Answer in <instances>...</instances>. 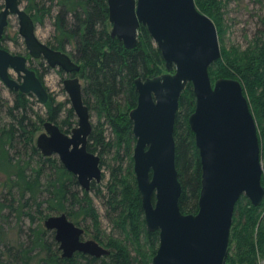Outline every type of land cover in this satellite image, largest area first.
Returning <instances> with one entry per match:
<instances>
[{
	"label": "water",
	"instance_id": "1",
	"mask_svg": "<svg viewBox=\"0 0 264 264\" xmlns=\"http://www.w3.org/2000/svg\"><path fill=\"white\" fill-rule=\"evenodd\" d=\"M111 35L133 50L141 26L147 28L161 52L167 73L136 80L138 104L130 112L136 145L134 173L142 197L146 227L159 232L153 264H227L235 210L242 197L255 207L264 203V163L259 130L239 80L220 78L210 68L222 57L219 32L196 0H108ZM11 16L19 20V34L33 60L71 76L64 80L78 127L65 134L52 122L36 146L44 157L57 155L79 185L90 192L101 183V158L88 150L93 132L91 111L84 102L82 67L66 52L52 49L36 34V23L20 0H4L0 12V80L10 91L32 94L46 106L49 92L26 56L2 47ZM15 72L20 81L16 80ZM192 84L195 110L189 124L195 134L202 168L199 211L180 208L183 186L177 167L175 124L183 92ZM45 227L55 232L62 257L82 253L95 258L110 250L94 240H83L85 230L66 214L48 217Z\"/></svg>",
	"mask_w": 264,
	"mask_h": 264
},
{
	"label": "trees",
	"instance_id": "2",
	"mask_svg": "<svg viewBox=\"0 0 264 264\" xmlns=\"http://www.w3.org/2000/svg\"><path fill=\"white\" fill-rule=\"evenodd\" d=\"M60 2L62 8L55 21L59 36L56 38V47L51 48L65 52L68 46H72V52L67 54L82 67L80 75L85 81L84 102L100 120L106 119L112 126L117 136L116 159L119 160L121 152L125 151L126 155L132 156L131 166L127 170H124L123 165L111 168L105 193L95 183L92 184L90 192L82 190L77 178L68 173L59 160L44 157L35 142L36 134L46 122L58 125L64 133L65 128H72L71 120L76 117L73 109H67L66 103L57 102L49 95V101L45 106L46 116L37 114L36 119L33 120L31 99L34 96L11 91L14 105L9 108V115L13 122L2 125L0 120V168L7 167L11 175L16 176V180L9 182V194L11 195L14 189H18L23 201L17 204L14 198L9 201L7 196L2 195L0 213L9 208L11 211L30 215L25 213L24 209L29 207L32 209V205H36L37 212L43 214L40 210L42 203L39 202V193L42 188L43 190L45 188L52 196V199L48 200L49 211H65L69 220L77 226H85L86 229L94 228V239L104 244L111 252L110 255L102 258L77 253L73 258L66 259L62 257L55 238H51L49 242L44 236L45 232L38 229L35 231V238L30 247L21 251L19 255L13 256L14 262L21 264H33L35 261L36 264H153V258L159 247V232H149L146 227L142 197L133 171L136 139L130 112L138 104L136 80L159 76L165 68L164 60L144 26H141L139 31L138 46L133 50L127 49L123 42L112 37L108 0H60ZM197 2L202 10L206 9L209 3L215 15L218 18L221 17L219 8H216L217 0H197ZM3 8L4 6H1L0 10ZM34 10H36L35 7L26 9L35 23H41L42 19L39 20L35 16ZM206 10L208 11V8ZM222 57L224 58L210 68V76L213 81L212 76L216 75L239 80L248 90L253 104L259 105L262 114L259 118L263 121L260 144L264 159V76H262L264 44L246 52H227ZM35 72L44 84V75L40 70L36 69ZM59 74L64 75V72L59 69ZM46 89L48 90L47 87ZM258 91H260L259 94ZM195 99L193 86L189 84L181 97L175 124L177 167L183 186L180 208L185 214H196L199 211L202 189L201 160L195 134L189 124V117L195 110ZM65 111L67 117L61 120L62 113ZM98 131L95 130L91 134L88 150L97 154L100 148L99 154L102 156L105 152L113 150L115 144L107 142L103 131ZM8 147L14 148L19 157L22 154L23 156L30 154L31 158H38L31 175H27L25 164L13 163L14 159L10 156ZM101 156V167H103L105 163ZM49 169L55 170L56 174L47 175ZM93 191L102 198L108 220L114 229L125 237L124 240L112 236L106 240L103 239L100 213L90 194ZM46 216L42 219H46ZM261 216H263L262 220H260ZM258 225V245H256L253 233ZM238 227H241V234L237 231ZM236 240L240 249L237 255H240V258L237 259L235 255L231 259L229 255L227 262L230 264H258L257 254L259 253L264 258V203L260 207H255L246 197L240 199L233 220L230 252ZM36 247H41L47 255L43 257L40 254H34L33 250ZM0 264H2L1 255Z\"/></svg>",
	"mask_w": 264,
	"mask_h": 264
},
{
	"label": "rangeland",
	"instance_id": "3",
	"mask_svg": "<svg viewBox=\"0 0 264 264\" xmlns=\"http://www.w3.org/2000/svg\"><path fill=\"white\" fill-rule=\"evenodd\" d=\"M196 4L198 9L208 15L214 23L216 24L219 32L220 46L222 50V56L227 53L235 52H246L252 49L255 46H261L264 44V0H217L216 8L218 7L221 17L216 16L215 12L210 8V4L208 3V11L206 9L200 8L196 0ZM4 6V0H0V7ZM21 7L23 9H27L28 7L36 8L33 11L35 16L42 19L41 23H36V34L37 37L45 44L50 47H56V38L59 36L58 31L55 27L56 16L60 12L62 5L60 0H22ZM3 10V9H2ZM0 10V12L2 11ZM217 17V18H216ZM219 28L221 30H219ZM19 20L17 16H11L9 20V25L5 30L4 39L2 41L3 47L8 50L13 55L26 56L29 59L28 65L32 70H40L44 75L43 82L45 86L49 90V95L54 97L57 102L66 103L67 109H72V104L64 87V80L69 77V75L65 74L60 75L59 69H52L47 67L48 64L45 60H33L29 51L26 47L24 39L19 34ZM73 50L72 46H68L66 48V53H71ZM234 56V54H233ZM224 58V57H221ZM44 64V66H41ZM168 71L166 67L163 69L162 73L159 75L166 74ZM264 76V70L262 73ZM11 75L19 80L18 75L11 71ZM81 78V75H79ZM214 81L215 79L223 78L221 75L212 76ZM81 82L83 87L85 86V81L81 78ZM244 87V86H243ZM244 93L249 100L250 107L252 113L257 122L259 136L262 134V123L263 122L259 117L262 115L259 109V105H254L252 102V97L250 96L248 90L244 88ZM260 91H258V94ZM32 108L34 113L31 112V118L33 120L36 119V115L40 114L41 116H46L47 110L44 105H42L39 100L34 96L32 99ZM14 97L11 91L4 85V83L0 80V120L2 125L6 123L13 122V119L9 115V108L14 104ZM67 112H63L61 116V120L66 119ZM93 132L95 130L103 131V136L105 137L107 142L114 143L115 148L111 151L105 152L102 156L100 153V148L98 149L97 155L103 158L105 165L102 167L103 179L101 183H97L99 188L105 193L106 185L110 179L111 168L123 165L124 170H127L131 166L132 156L126 155L125 151L121 152L120 159H116L117 155V136L106 119H99L98 116L91 111ZM73 126L72 128H65V134L71 135L73 129L78 127V118L75 117L71 120ZM44 127L36 134L35 142L38 136L43 133ZM98 131V132H99ZM92 132V133H93ZM10 151V156L14 159L13 163H20L21 165L27 167V175L32 174V168L36 167V162L38 158H31L30 154L23 156L16 155V150L14 148L8 147ZM262 150V147H261ZM52 158L60 161L57 155L52 156ZM264 163V159L262 158ZM61 162V161H60ZM1 169V168H0ZM134 171V167H133ZM56 174L55 170L51 171L50 169L47 171V175ZM136 177V176H135ZM10 180H16L15 175H11V171L4 167L0 171V200L2 195L7 196V200H12L13 198L19 204V201H23L21 195L19 194L18 189H14L12 194L10 195ZM43 183L45 181L43 180ZM8 185V187H7ZM81 188V187H80ZM82 189V188H81ZM39 202L42 203L41 211L43 214L37 212V206L32 205V209L29 207L24 209L25 213L30 215H24L16 211H11L7 208L3 213H0V255L2 256V264H21L15 263L13 256L19 255L21 251L30 247L35 238V231L38 229L45 232V238L51 242V238H55V232L49 231L45 227V221L48 217L51 216H59L61 214H66L65 211L52 212L49 211V203L48 200L52 199L51 194L46 191V189H41L39 193ZM91 197L94 200L95 206L100 213L101 219V227L103 232V239L109 238L110 236L124 240L125 237L121 235L120 232L116 231L113 225L107 218L106 208L104 206L102 198L96 195V192L93 191L90 193ZM29 196V195H28ZM27 196V198H28ZM21 198V199H20ZM246 202V201H244ZM47 215V216H46ZM46 216V219H42ZM263 216H261V219ZM82 229L85 230V235L83 237L84 240H94V228L86 229L85 226H81ZM236 227V225H235ZM259 225L254 229L253 236L258 245L257 239V230ZM239 234H241V227L237 228ZM125 242V241H123ZM99 243V242H98ZM127 244V242H125ZM100 244V243H99ZM105 247L104 244H100ZM106 248V247H105ZM240 252L238 241H234L232 245L230 258L232 259L235 255L237 259L240 258V255L237 253ZM34 254H40L41 256H46L47 252L43 250L41 247H36L33 250ZM134 254V253H133ZM258 264H264V258L261 257L260 253L257 254ZM36 264V261L33 263ZM230 264V262H227Z\"/></svg>",
	"mask_w": 264,
	"mask_h": 264
},
{
	"label": "flooded vegetation",
	"instance_id": "4",
	"mask_svg": "<svg viewBox=\"0 0 264 264\" xmlns=\"http://www.w3.org/2000/svg\"><path fill=\"white\" fill-rule=\"evenodd\" d=\"M80 75V74H79ZM69 77H71V76H69ZM236 80V79H235ZM244 88V87H243ZM245 94V93H244ZM101 163H102V161H101ZM66 170V169H65ZM67 171V170H66ZM68 172V171H67ZM69 173V172H68ZM71 174V173H70ZM73 175V174H72ZM74 176V175H73ZM78 181V180H77ZM93 183H95V182H93ZM92 183V184H93ZM95 184H97V183H95ZM92 186V185H91ZM81 187V186H80ZM83 190V189H82ZM82 228V227H81ZM85 235V234H84ZM84 237V236H83ZM84 240V239H83ZM61 254H62V252H61Z\"/></svg>",
	"mask_w": 264,
	"mask_h": 264
}]
</instances>
